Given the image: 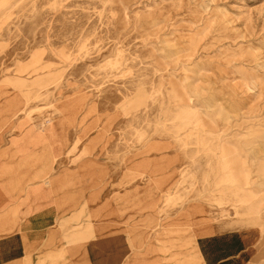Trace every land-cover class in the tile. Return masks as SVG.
Returning a JSON list of instances; mask_svg holds the SVG:
<instances>
[{
    "label": "rangeland",
    "instance_id": "rangeland-1",
    "mask_svg": "<svg viewBox=\"0 0 264 264\" xmlns=\"http://www.w3.org/2000/svg\"><path fill=\"white\" fill-rule=\"evenodd\" d=\"M186 77L196 83L205 105L217 102L220 108L182 111L170 85L177 84L182 94L180 81ZM0 93V106L16 101L24 109L3 117L8 121L0 129L3 160L12 158L18 137L50 132L62 118L63 101L81 94L84 107L77 123L64 130L67 149L52 175L31 178L26 193L8 205L7 211L18 212L16 229L0 234V240L21 237L20 227L39 200H31V190L47 191L51 177L66 171L71 177L91 162L100 175L101 202L115 191L108 183L135 159L168 156L173 162L167 164L172 170L167 182L170 174L172 179L169 185L154 181L166 193L154 205L160 216L148 226L147 237L164 238L171 227L173 239L190 245L194 232L167 222L191 215L185 211L195 204L204 211L199 217L216 230L258 228L250 264H264V226L258 223L264 224V0H0ZM254 116L263 120L259 132L250 130ZM19 122L23 132L15 128ZM30 140L29 155L50 152L49 145ZM148 142L163 150L145 152ZM220 143L237 148L243 171L262 177L240 191L229 174L230 158L227 167L220 158ZM84 195L71 217H57L50 230L58 237L45 244L41 264H59L69 245L82 243L91 220Z\"/></svg>",
    "mask_w": 264,
    "mask_h": 264
},
{
    "label": "bare ground",
    "instance_id": "bare-ground-1",
    "mask_svg": "<svg viewBox=\"0 0 264 264\" xmlns=\"http://www.w3.org/2000/svg\"><path fill=\"white\" fill-rule=\"evenodd\" d=\"M195 82H190L189 78H183L180 81V86L185 90V92L180 93L179 86L175 83L170 85L171 96L173 100L180 104V108L187 112H195L197 109L206 108L207 111L200 112H209L210 108L214 107L219 109V104L214 105H205L204 99L202 98V94L196 91ZM233 89V88H232ZM246 90H250L247 86ZM1 96V93H0ZM82 95L79 94L72 100H65L59 105V113L61 115V119L54 123V126L45 134H35L33 138H29L25 136L23 139L18 137L14 140V145L17 148L15 153L12 154L11 164L7 167L0 166V181L4 183L3 188L7 187V192H11V196L13 200L19 197L21 194L26 193L25 191V183L28 182L31 178L37 180L39 178H44L48 176L50 173H53V165L56 162L57 158L62 156L67 149V139L64 135V130L68 126H74L77 123V116L83 110L82 103ZM217 101V99H216ZM207 102V101H206ZM197 108V109H195ZM195 109V110H194ZM24 109L21 106V103L18 104L16 101H7L4 106H0V129L5 128L8 124L7 117L16 116L20 114ZM221 111V110H219ZM6 117V120H3V117ZM69 118L67 120V118ZM251 121L254 122L250 127V130H255L259 132L263 125V120L261 123L257 120L258 117L254 116ZM18 131L23 132L25 128L24 122H19V124L15 127ZM31 139L28 144L34 145H49L46 148V152L43 155H29L27 153V148L25 143L27 140ZM144 151L158 152L163 146L156 142H148L144 146H142ZM167 145H164V148H167ZM163 150V149H161ZM237 148H234L231 144L228 143H220L219 151L221 153V159L225 162V167H227V163L230 161L233 165L230 168V176L240 184V191L246 190V186H251L255 183V177H262V174L258 173L257 175L251 171H243L240 163ZM144 152V153H145ZM87 154V153H86ZM19 155L21 159L16 158L14 156ZM147 155V153L145 154ZM140 156V155H139ZM6 154H1L0 158H5ZM140 162H137V166L140 169L141 175L145 178L151 177L152 180L159 178L160 169H154L155 158L149 159L144 158L143 156ZM138 160V159H137ZM140 160V159H139ZM162 162H158V166H164V163L170 164L172 159L170 158L161 159ZM162 163V164H161ZM161 164V165H160ZM32 170H31V169ZM29 169L31 171H29ZM28 173L30 176H28ZM61 174V173H60ZM59 174V175H60ZM58 175V176H59ZM264 175V171H263ZM51 177L50 182H48L49 189L47 191L42 190L40 187L34 188L31 190L33 193L30 194L34 197L38 198L39 201L35 203V212L33 214H29V218L26 223L20 227L19 235L24 237V240L28 243H31L36 246V244H41L43 241H46L47 246H51L56 240V232L54 230H50L55 225V214L61 215L66 213L68 210L77 207L80 203V199L84 195V192L87 190L85 185V181L88 180V186L90 189H95L99 185V173L96 171V165L91 162H85L78 167V170L75 174L69 177L68 172H63L59 177ZM157 176V177H156ZM69 177V178H68ZM6 181V182H5ZM2 185L0 184V187ZM85 197V195H84ZM12 200V201H13ZM43 200V205L41 206L40 201ZM98 194H93L87 199V204L94 207V212L91 214L92 224L89 225L87 231L85 232L83 237L82 244L77 245L76 251L74 252L72 249L63 251V258L59 260V264H93V259L90 257V253L85 252V241L93 238L94 236H100L102 234L100 232V220H101V210L107 211V205L103 207L99 206ZM37 204V205H36ZM187 211L185 213H190L191 215L181 216L180 221L178 223H173V226H181L182 229L186 232L189 230L197 233L198 235H209L213 233L212 223L207 221L205 217H199V213H203V209L198 205L190 204L187 207ZM257 208V207H256ZM16 210H9L6 216H2L0 219H9V230L14 231L16 229L15 226V218L17 215ZM4 215V214H3ZM7 219V220H8ZM260 226H264L261 224V219L258 220ZM7 226V227H8ZM15 226V227H14ZM258 228L252 227L248 229L252 235V237H257L261 235V232L257 230ZM169 234L173 237V230ZM7 230L2 231L4 234ZM134 242H143L145 239L144 233L135 232ZM17 239V238H15ZM70 255L68 261L66 262L65 257ZM72 256H75L76 261L72 262L70 259H73ZM11 256L9 254H4L1 252V262L0 264H5L10 262Z\"/></svg>",
    "mask_w": 264,
    "mask_h": 264
},
{
    "label": "crops",
    "instance_id": "crops-1",
    "mask_svg": "<svg viewBox=\"0 0 264 264\" xmlns=\"http://www.w3.org/2000/svg\"><path fill=\"white\" fill-rule=\"evenodd\" d=\"M167 157L165 156L164 159L167 160ZM0 160V166L7 167L11 164V160ZM136 161L140 162L139 159H135L129 169L126 170V167H124L115 181L108 183L109 185L112 184L111 188L115 187V191L108 192L107 197L98 203L100 207L104 205L108 207L107 211L101 210L99 230L102 234L100 236L96 235L84 243L85 252L90 253V257L93 259L90 262L93 264H250L254 249L258 245L257 240L252 237L250 231L236 229L220 231L213 227V233L209 235L197 236V233H194L196 236L190 245L183 242L182 239L184 238L182 237L173 239V237L167 235L164 238H148V226L151 222L155 223V217L160 216L156 212L157 208L154 209V205L162 198V193H166V190L162 191L166 187L160 186L159 190L153 185L155 184L154 181L158 185H169L172 178L170 174L167 182V173H171L172 170L167 167V161L163 167L158 166V162H162V160L156 158L153 168L160 169L159 178L155 179L154 177L152 180L151 177H148L146 182H142V175L140 169L136 167ZM163 173L164 177L161 176ZM88 183L89 181L86 180L85 207L90 212L91 217L94 207L87 204V199L96 194L98 188L90 189ZM0 184L2 185L0 187L1 218L6 216L5 212L8 205H11L13 198L11 192H7V187L3 188L4 183L0 181ZM35 198L32 196L31 200ZM76 208L74 207L61 215L55 214V224L58 216L68 215L71 217ZM34 212L35 210L29 214L31 215ZM29 214L27 213L23 225L29 218ZM140 217H143V220L140 221ZM7 219H0V234L2 235V231H9L10 225L8 226L9 219ZM142 221L145 223L140 224ZM167 223L173 224V221ZM91 224L92 220H90L89 225ZM159 224L167 225L166 222L164 223L160 219ZM169 229L172 228L169 227ZM54 231L56 232V229ZM137 231L144 233L145 239L143 242H134L135 232ZM45 244L46 241H43L41 244L37 243L34 247L33 244L26 242L22 236L19 239L0 240V259L1 252H3L11 256L12 260L8 264H41L45 256ZM76 247L77 245H69L67 250L72 249L75 252ZM68 256L70 257V255ZM72 257L76 261L75 256ZM0 263L4 262L0 261Z\"/></svg>",
    "mask_w": 264,
    "mask_h": 264
}]
</instances>
